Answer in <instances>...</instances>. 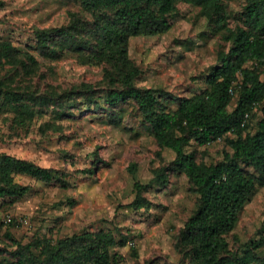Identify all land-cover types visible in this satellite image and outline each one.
I'll use <instances>...</instances> for the list:
<instances>
[{
  "label": "rangeland",
  "instance_id": "rangeland-1",
  "mask_svg": "<svg viewBox=\"0 0 264 264\" xmlns=\"http://www.w3.org/2000/svg\"><path fill=\"white\" fill-rule=\"evenodd\" d=\"M3 1L0 42L10 40L34 54L39 67L29 74L8 62L0 65V78L27 92L20 103L0 97V153L53 168L60 179L47 183L23 174L15 176L30 190L19 198L0 199V247L7 246L11 237L28 242L39 235L56 238L112 229L118 238L121 233L131 235L126 245L116 246L114 251L121 255L116 264L180 261L179 231L198 200L189 190L187 175L170 171L167 186L151 187L146 193L152 202L149 209L130 206L134 181L149 182L154 168L172 162L173 150L158 145L134 101L118 106L104 101L105 91L120 82H113L103 65L84 62L75 49L66 50L60 58L37 49V29L68 23L70 11L89 14L78 0ZM243 3L228 0L230 25L236 23ZM171 21L165 33L130 38L129 55L140 68L135 83L191 96L208 88L207 74L226 49V42L193 4L181 2ZM89 85L95 90L90 91ZM31 92L36 101L30 100ZM89 93L102 107L88 105ZM237 100V96L232 98L230 110ZM259 117L253 114L247 132L256 130ZM194 147L198 161L211 163L223 157L226 144L221 139ZM132 162L138 163L135 173L129 170ZM7 216L13 217L12 224L3 221ZM262 236L264 186H258L229 240L236 248ZM11 261L9 255L0 256V264Z\"/></svg>",
  "mask_w": 264,
  "mask_h": 264
},
{
  "label": "trees",
  "instance_id": "trees-1",
  "mask_svg": "<svg viewBox=\"0 0 264 264\" xmlns=\"http://www.w3.org/2000/svg\"><path fill=\"white\" fill-rule=\"evenodd\" d=\"M78 1L89 15L70 11L68 23L37 29V49L53 58L75 49L84 62L103 65L106 75L120 82L105 91L104 101L111 106L134 101L158 145L175 154L170 164L153 169L149 182L134 181L135 196L130 206L149 209L152 202L146 193L157 184L167 186L170 171L185 173L189 190L198 195L196 209L179 231L176 246L181 260L163 264H264V236L236 248L229 240L250 195L258 186H264V0H244L234 25L229 21L228 0ZM181 2L198 6L200 14L226 42V49L207 74L208 88L191 96L177 95L162 87L138 86L135 77L140 68L129 55L131 37L170 30L171 17ZM3 4L0 0V6ZM6 62L29 74L39 67L34 54L10 40L0 42V65ZM235 81L239 82L233 95L229 89ZM89 88L95 90L91 85ZM2 96L20 103L27 92L10 87L5 78H0ZM29 96L37 100L34 92ZM235 96L237 104L230 110ZM88 99L92 108L102 107L92 93ZM256 102L262 103V114L256 130L247 132L250 122L243 125L244 115L253 110ZM219 137L226 144L223 157L211 163L198 161L194 146L209 144ZM137 168V162L129 165L132 173ZM17 174L47 183L60 179L53 168L2 152L0 199L19 198L29 192V185L16 180ZM130 236L121 233L118 238L110 229L56 238L39 235L28 242L11 237L7 246L0 247V256H11V264H116L121 255L114 250L126 245Z\"/></svg>",
  "mask_w": 264,
  "mask_h": 264
},
{
  "label": "built area",
  "instance_id": "built-area-1",
  "mask_svg": "<svg viewBox=\"0 0 264 264\" xmlns=\"http://www.w3.org/2000/svg\"><path fill=\"white\" fill-rule=\"evenodd\" d=\"M238 82H239V81H235L234 84H233V85L230 87V89H229L230 93L233 94V95H234L235 92H236V86H237ZM261 105H262V103L256 102V103L254 104L253 110H251V111H247V112L245 113V115H244V119H243V125H247V124L250 122V120H251V118H252V116H253V112L256 111L259 115L262 114V112H261ZM221 139H223V137H219V138L216 139V140H221ZM213 141H215V140H213ZM210 143H211V142H210ZM3 221H4L5 223H9V222L13 221V217H12V216H7V217H5V218L3 219Z\"/></svg>",
  "mask_w": 264,
  "mask_h": 264
}]
</instances>
